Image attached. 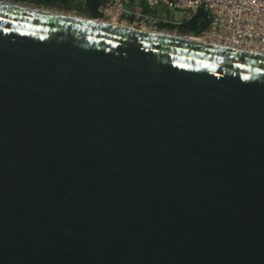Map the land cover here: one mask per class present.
<instances>
[{"label": "water", "instance_id": "95a60500", "mask_svg": "<svg viewBox=\"0 0 264 264\" xmlns=\"http://www.w3.org/2000/svg\"><path fill=\"white\" fill-rule=\"evenodd\" d=\"M0 264H264V55L0 0Z\"/></svg>", "mask_w": 264, "mask_h": 264}, {"label": "built area", "instance_id": "2783aa9c", "mask_svg": "<svg viewBox=\"0 0 264 264\" xmlns=\"http://www.w3.org/2000/svg\"><path fill=\"white\" fill-rule=\"evenodd\" d=\"M160 9L172 12L173 19L159 14ZM199 11L208 17L207 27L196 36L203 42L264 55V0H104L98 20L170 34L161 25L182 23L178 12L188 21Z\"/></svg>", "mask_w": 264, "mask_h": 264}, {"label": "trees", "instance_id": "16d2710c", "mask_svg": "<svg viewBox=\"0 0 264 264\" xmlns=\"http://www.w3.org/2000/svg\"><path fill=\"white\" fill-rule=\"evenodd\" d=\"M15 3L34 5L47 9H57L65 12H76L79 15L98 19L101 17L99 7L104 0H6ZM208 25V17L199 11L191 20L183 21L179 25H161L170 31L176 30L181 35L198 36Z\"/></svg>", "mask_w": 264, "mask_h": 264}, {"label": "rangeland", "instance_id": "374dc122", "mask_svg": "<svg viewBox=\"0 0 264 264\" xmlns=\"http://www.w3.org/2000/svg\"><path fill=\"white\" fill-rule=\"evenodd\" d=\"M52 10H55V11H59V12H63V13H68V14H72V15H77V16H82V15H79L77 14L76 12H65V11H60V10H57V9H52ZM159 14L163 15V14H166V17L169 18V19H173V13L172 12H165L164 9H160V11H158ZM85 17V16H83ZM176 19L177 21H184V15L181 14V12H178L177 15H176ZM171 32L170 34L172 35H180V36H187V35H181L177 32V34H175L173 31H169Z\"/></svg>", "mask_w": 264, "mask_h": 264}, {"label": "bare ground", "instance_id": "6f19581e", "mask_svg": "<svg viewBox=\"0 0 264 264\" xmlns=\"http://www.w3.org/2000/svg\"><path fill=\"white\" fill-rule=\"evenodd\" d=\"M113 25H116V24H113ZM187 37V39H190V40H194V41H200V42H203V40L202 39H200V38H198V37H193V36H191V35H187L186 36Z\"/></svg>", "mask_w": 264, "mask_h": 264}]
</instances>
